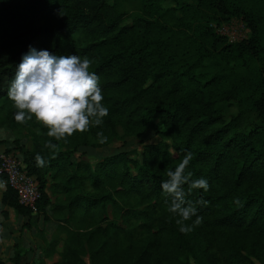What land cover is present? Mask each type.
<instances>
[{
    "label": "trees",
    "instance_id": "trees-1",
    "mask_svg": "<svg viewBox=\"0 0 264 264\" xmlns=\"http://www.w3.org/2000/svg\"><path fill=\"white\" fill-rule=\"evenodd\" d=\"M133 1L134 10L125 0H0V150L17 152L38 180L36 217L49 207L64 232L51 264H264V0ZM239 17L249 35L229 42L216 27ZM30 46L92 61L109 108L102 125L57 141L34 117L14 119L7 89ZM119 131L130 143L108 151ZM98 132L106 143L93 142ZM95 150L103 158L93 165L75 157ZM189 151L186 171L209 189L183 186L186 201L206 204L182 234L161 182ZM47 187L63 198L52 202ZM1 202L34 215L8 186Z\"/></svg>",
    "mask_w": 264,
    "mask_h": 264
},
{
    "label": "clouds",
    "instance_id": "clouds-1",
    "mask_svg": "<svg viewBox=\"0 0 264 264\" xmlns=\"http://www.w3.org/2000/svg\"><path fill=\"white\" fill-rule=\"evenodd\" d=\"M92 61L78 55L56 56L48 50L29 47L22 54L14 79L7 89V96L17 109L14 119L18 123L35 120L48 129L47 136L57 141L84 133L92 126H100L103 118L109 115V108L103 103L104 96L100 77L90 71ZM99 143L107 142L108 137L98 132ZM44 147L56 150L57 144L51 140ZM37 167H44L47 161L37 153ZM193 160L192 152H187L172 170L166 171L167 179L162 180L161 188L165 197H171L168 212L179 217L176 224L182 234H188L202 223L197 216L196 204H206L203 200L195 203L186 201L183 186L208 191L209 183L205 178L192 179L186 171ZM167 202V199H166ZM239 201H237L238 203ZM196 216L191 226L184 222Z\"/></svg>",
    "mask_w": 264,
    "mask_h": 264
},
{
    "label": "rangeland",
    "instance_id": "rangeland-1",
    "mask_svg": "<svg viewBox=\"0 0 264 264\" xmlns=\"http://www.w3.org/2000/svg\"><path fill=\"white\" fill-rule=\"evenodd\" d=\"M124 6L126 9L128 10H134L138 8V4L133 1V0H125L124 2ZM237 20H241L243 23L244 21L241 19V17L239 18H235ZM245 27L242 30L243 34L245 35V37H247L249 35V28L246 26V24L244 23ZM259 64L256 63L255 67H258ZM215 70V66L213 62L210 61H206L205 62V67L203 68V71H210L213 72ZM251 71H253V69L249 68V69H240L239 72L243 75H249L251 73ZM235 110V108H233ZM122 133L121 131H119V136H117L116 138L110 140L107 144H105V147H109L108 151H114L115 148L118 149H122L123 148V144H127L130 143L128 141H125L126 139H128L127 137H122L121 136ZM142 139L146 142H155L158 138L157 136H149L148 134H144L142 136ZM99 139L95 138L93 142H97ZM137 143V142H135ZM88 145H93L94 144H88ZM135 146L136 149H140V144H135L133 145ZM99 149H101L103 146H95ZM98 149V150H99ZM98 150H95L94 153H91V156H85L84 154H80L79 152L75 153V157H81L83 159H85L86 161H88L91 165L95 164L97 161L101 160L103 158L102 153L100 152V154H98ZM50 183V181H49ZM3 190L2 187H0V192ZM46 192L48 193L51 201H55L57 199H62L63 195L54 193L52 191L51 188L47 187ZM40 217V216H38ZM46 217V218H45ZM45 217L42 216L40 224L37 223V220H35L37 217L34 214L33 217H31V221L30 224L24 222L23 220V224L20 225L21 229L17 230L16 232V236L18 238H20V243L18 244L19 246H21L22 251L25 250H30L29 252L34 251L36 252V254H38V257H36V261L33 264H51L54 261H60L61 258L59 256V253L62 251L63 248V238H64V232L63 230L60 228V226L58 225V222L55 219V216L52 214V212L49 210L46 211L45 213ZM27 238V242L24 240L23 235ZM0 242H2V240H0ZM2 244V243H1ZM51 245V246H49ZM5 248V246H3ZM9 248V247H7ZM6 248V249H7ZM52 249L51 252V258L47 257L48 260L45 261L44 258L41 257V255L39 253H43V254H47L48 250ZM12 251H10V254H6L5 250L1 251V247H0V259L1 262L3 264H13L11 263V257H12ZM51 251V250H50ZM35 254V256H36ZM10 255V256H8ZM25 259H32V254L28 253L27 257H23L21 259V263L23 264L25 262ZM85 264H89V260H88V256H85ZM255 262V264H260L258 260H256L255 258H252ZM3 260V261H2Z\"/></svg>",
    "mask_w": 264,
    "mask_h": 264
},
{
    "label": "built area",
    "instance_id": "built-area-1",
    "mask_svg": "<svg viewBox=\"0 0 264 264\" xmlns=\"http://www.w3.org/2000/svg\"><path fill=\"white\" fill-rule=\"evenodd\" d=\"M241 20L230 19L216 27L217 32L226 37L229 42L245 38ZM0 185L10 187L15 193L18 203L37 213V204L41 198V190L36 177L29 173L26 165L15 151L0 150Z\"/></svg>",
    "mask_w": 264,
    "mask_h": 264
},
{
    "label": "crops",
    "instance_id": "crops-1",
    "mask_svg": "<svg viewBox=\"0 0 264 264\" xmlns=\"http://www.w3.org/2000/svg\"><path fill=\"white\" fill-rule=\"evenodd\" d=\"M0 187L4 188L2 185H0ZM1 192H0V240H2V242H0L1 251L5 250L6 254H10V251L13 250L12 251V257H13L15 250L17 248L19 250H21V252H20L21 254H20L18 263L13 262L12 257H11V263H13V264H20L21 259L23 257H27L28 253H31L32 259H29V260L25 259V262L23 264H33L36 261V257H38V254H36L35 251L33 253V251L29 252L30 250H25V249L22 251L21 246L18 245L20 243V238H18L16 236L17 230L21 229L20 225H22L24 222L30 224V221H29L30 217H28L26 215L16 214L12 207L3 204L1 202ZM41 218H42V216L37 217L35 219V220H37L38 224H40ZM23 220H24V222H23ZM23 237H24V240L27 242L28 241L27 238L24 235H23ZM3 246H5V248ZM7 247H9V248H7ZM35 254H36V256H35ZM39 254L41 255L42 258L45 259V261L48 260V258L43 253L42 254L39 253ZM8 256H10V255H8ZM0 262H1V259H0ZM1 264H3V263L1 262Z\"/></svg>",
    "mask_w": 264,
    "mask_h": 264
}]
</instances>
